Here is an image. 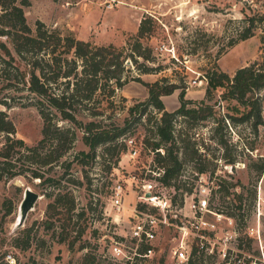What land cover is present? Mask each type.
Here are the masks:
<instances>
[{"label": "rangeland", "instance_id": "1", "mask_svg": "<svg viewBox=\"0 0 264 264\" xmlns=\"http://www.w3.org/2000/svg\"><path fill=\"white\" fill-rule=\"evenodd\" d=\"M28 1L21 6L32 29L40 19L62 34L72 33L97 44L123 45L129 36L137 33L140 21L146 18L147 27L141 40L152 48L154 56L148 64H160L163 69L139 73L135 68L133 73L144 81L166 75L183 85L186 97L192 100L204 98L208 69L217 66L232 76L238 67L258 59L264 52V0ZM244 27H253V34L239 38ZM223 90L221 86L215 88L213 98L207 100L214 104L212 117L195 122L180 121L182 131L194 133L198 146L199 154L182 163L176 181L190 190L156 184V190L169 197L172 204L170 209L160 211V218L167 222L159 223L152 243L154 249L144 260L139 263L111 261L107 258V247L116 235L127 237L126 249L134 246V240L128 236L131 207L136 202L146 201L141 197V184L147 178L143 179L142 175L153 168L155 154L140 147L132 157L128 146L109 153L104 145H99L95 157L90 159L78 153L89 149L82 138L83 128L68 120H58L63 126L74 127L75 138L62 157L70 158V168L65 170L57 164L49 170L59 177L56 186L53 188L47 182L24 175L0 179V264H9L5 260L7 253L15 257V264H82L86 253L94 256L97 253L98 257L90 258L87 264H182L187 259L178 260L173 255L183 233L178 227L181 224L186 228L184 238L188 249L198 241L199 250L195 255L201 254L205 264H229L226 259L238 254L236 264H246L247 257L251 259L247 264H264V168L261 173L257 170V165L264 163V89L257 93L261 120L256 130L251 124L254 118L240 119L249 106L234 98H221ZM178 91L175 89L162 99L167 97L166 100L176 102ZM147 95L144 84L128 80L116 89L113 106L104 107L97 119L122 124L124 116L128 115L127 107L146 99ZM103 97L99 96L104 103ZM30 99L32 96H24L9 107L0 103V108L5 109L13 121L15 135L33 144L42 135L43 118ZM154 111L149 107L125 134L132 136L138 146L145 135H153L145 121ZM220 137L226 145L219 142ZM2 140L0 133V143ZM198 167H203L204 171H199ZM116 179L123 183L125 191L124 209L119 216L114 213L109 199ZM218 181L229 186V198L220 197ZM27 186L40 196L23 223L17 225L19 204ZM202 189L209 202L203 217L209 223L196 234L191 225L190 203L202 198ZM50 191H59L63 197L59 204L48 208L53 200V196L46 194ZM234 193H241V199ZM68 197L74 201L70 211L64 201ZM17 236L28 238L27 247L13 245Z\"/></svg>", "mask_w": 264, "mask_h": 264}, {"label": "trees", "instance_id": "2", "mask_svg": "<svg viewBox=\"0 0 264 264\" xmlns=\"http://www.w3.org/2000/svg\"><path fill=\"white\" fill-rule=\"evenodd\" d=\"M28 2L21 1L23 4ZM21 3L18 0H0V93L5 90L0 97V103L9 107L20 102L24 96H32L30 102L37 106L43 118L42 135L33 144L16 136L13 121L6 110L0 108V133L3 134L0 143V179L24 175L29 179L38 178L39 182H47L54 188L59 177L49 173V170L57 164L65 170L70 168V158L62 157L71 148L75 138L74 127L63 126L58 120H68L74 126L83 128L82 138L89 149L80 150L78 153L92 159L99 145H104L109 153L118 147L120 151L124 150L127 146L125 138L129 136L125 134L129 126L152 107L155 111L146 117L145 124L153 135H145L142 144L138 146V149L142 147L155 154L153 168L146 175L150 176V172L161 169L157 179L162 185L190 190L183 184H176V181L182 163L199 154L198 146L194 133L182 131L180 121L195 122L212 117L214 104L207 100L213 98V91L219 86L224 87L220 93L221 98H234L240 104L249 106L240 119L250 121L254 118L251 124L256 130L261 120V102L257 93L264 89V52L258 59L238 67L232 76L217 66L208 69L205 75L207 86L204 98L192 100L186 97L183 85L171 81L166 75L154 81H144L133 73L135 68L139 73L158 72L163 69L160 64H148L153 61L154 56L152 48L141 40L147 27L146 18L140 21L137 33L129 36L123 45L117 46L112 42L97 44L78 38L72 33L62 34L40 19L36 20L32 29ZM250 22L253 24V19ZM253 31V27H244L239 38H246ZM128 80H137L144 84L147 98L127 107L128 115L124 116L122 124L97 119L105 110L104 107L113 106L116 89ZM175 89H179V105L168 110L162 96L171 94ZM23 90L27 93H21ZM99 96H104V103ZM136 111L138 116L135 115ZM229 117L232 119V115L229 114ZM219 142L226 145L222 137ZM77 161L83 162L79 159ZM263 168L264 163L260 162L257 165L258 173ZM198 170L204 171L203 167H198ZM218 191L224 199L231 194L229 186L222 181H218ZM46 194L53 196L48 208L59 204L63 197L59 191ZM234 195L241 199V193ZM68 198L64 201L70 211L74 208V201ZM81 231L82 229L78 235ZM72 243L73 241L70 244ZM28 244L27 237L19 239L17 236L13 239L16 247L23 249ZM144 248L145 246L140 247ZM198 250L199 242L196 241L187 260L182 264H205L201 254L195 255ZM239 255L226 261L236 264ZM95 256L97 257V253ZM95 256L86 253L82 264H87ZM250 260L247 257L244 263L247 264Z\"/></svg>", "mask_w": 264, "mask_h": 264}, {"label": "built area", "instance_id": "3", "mask_svg": "<svg viewBox=\"0 0 264 264\" xmlns=\"http://www.w3.org/2000/svg\"><path fill=\"white\" fill-rule=\"evenodd\" d=\"M126 145L129 147L128 153L130 156L134 157L138 151V145L135 139L132 136H127L125 138ZM163 152L162 148L159 149ZM162 172L161 169L152 171L150 176H146L147 173L143 176L147 178L146 181L142 182L141 186L143 187V195L141 197L146 201H139L131 207L130 217L131 224L128 226V236L134 240V246L129 250L125 248L126 239L125 235L117 236L116 238H111V242L107 247V258L111 261L117 260V262H133L137 261L138 263L145 259L152 253L153 240L156 237L157 229L160 222L166 223L167 221L160 218V211L165 209H170L171 200L169 197L161 195L160 192L156 190V184L162 183L157 179V176ZM202 176V175H201ZM132 177L135 179V175L132 174ZM124 185L119 180L116 179L112 184V190L110 194V203L113 207L114 213L119 216L123 209V196H124ZM202 198L192 201L190 207L192 209V218L191 222L193 231H196V234L202 228H205L207 223H209L203 217V212L207 211L209 202L208 198L205 197L204 189L201 190ZM149 202L152 204H149ZM138 204H144L140 206ZM116 220V217H115ZM189 221V219H188ZM179 229L183 231L179 243L174 247L173 255L178 260L187 259L191 249H188V243L185 240L186 228L184 224L178 226ZM141 246H145L144 249H140ZM105 254V253H104ZM5 260L9 264H15V257L11 253H7Z\"/></svg>", "mask_w": 264, "mask_h": 264}, {"label": "water", "instance_id": "4", "mask_svg": "<svg viewBox=\"0 0 264 264\" xmlns=\"http://www.w3.org/2000/svg\"><path fill=\"white\" fill-rule=\"evenodd\" d=\"M39 196L40 194L31 187L27 186L24 188L23 196L19 204L17 225H21L23 223L28 211L32 209Z\"/></svg>", "mask_w": 264, "mask_h": 264}, {"label": "crops", "instance_id": "5", "mask_svg": "<svg viewBox=\"0 0 264 264\" xmlns=\"http://www.w3.org/2000/svg\"><path fill=\"white\" fill-rule=\"evenodd\" d=\"M173 93V92H172ZM169 94L167 95H163V96H168ZM162 96V97H163ZM167 99V97H166ZM166 99H162L164 104L166 105V108L168 110H173L175 109L178 105H179V101H178V98L176 99V102L173 100V99H169V100H166ZM167 102V103H166Z\"/></svg>", "mask_w": 264, "mask_h": 264}]
</instances>
